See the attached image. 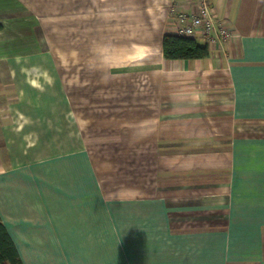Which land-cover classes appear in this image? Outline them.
Masks as SVG:
<instances>
[{
    "label": "crops",
    "instance_id": "crops-1",
    "mask_svg": "<svg viewBox=\"0 0 264 264\" xmlns=\"http://www.w3.org/2000/svg\"><path fill=\"white\" fill-rule=\"evenodd\" d=\"M209 5L230 39L197 35L207 57L167 59L194 0H0V219L22 264H264V0ZM79 9L114 28L91 40L90 72L128 107L103 117L137 122L116 188L86 148L18 161L3 124L17 100L28 116L15 65L52 62L33 11Z\"/></svg>",
    "mask_w": 264,
    "mask_h": 264
},
{
    "label": "rangeland",
    "instance_id": "rangeland-1",
    "mask_svg": "<svg viewBox=\"0 0 264 264\" xmlns=\"http://www.w3.org/2000/svg\"><path fill=\"white\" fill-rule=\"evenodd\" d=\"M33 12L39 24L34 38L52 62L47 65L46 59L38 58L31 65L29 60L15 65L19 85L14 96L18 93L27 104L28 116L20 115L21 101L17 100L12 109L16 117H3L9 144L20 162L86 148L108 187L116 188L130 173L126 158L132 156L137 122L133 117L130 121L129 117H103L120 114L128 106L112 105L122 101L111 96L114 90L106 85L104 72L91 76L89 66L91 40L92 45L95 38L108 40L114 30L112 23L106 24L105 11L96 9ZM30 78L37 79L36 85L30 84Z\"/></svg>",
    "mask_w": 264,
    "mask_h": 264
},
{
    "label": "trees",
    "instance_id": "trees-1",
    "mask_svg": "<svg viewBox=\"0 0 264 264\" xmlns=\"http://www.w3.org/2000/svg\"><path fill=\"white\" fill-rule=\"evenodd\" d=\"M3 24L0 21V30ZM163 55L167 59H194L205 58L209 55V46L203 44L194 37L182 34L166 33L162 41ZM0 264H22L17 249L0 219Z\"/></svg>",
    "mask_w": 264,
    "mask_h": 264
},
{
    "label": "built area",
    "instance_id": "built-area-1",
    "mask_svg": "<svg viewBox=\"0 0 264 264\" xmlns=\"http://www.w3.org/2000/svg\"><path fill=\"white\" fill-rule=\"evenodd\" d=\"M193 12L176 11L175 19L179 25L177 33L196 37L201 35L207 43L221 47L232 36L231 30L215 18L209 0H194Z\"/></svg>",
    "mask_w": 264,
    "mask_h": 264
}]
</instances>
